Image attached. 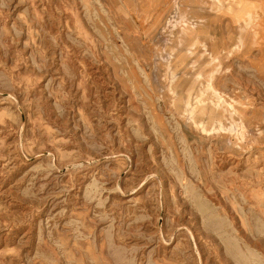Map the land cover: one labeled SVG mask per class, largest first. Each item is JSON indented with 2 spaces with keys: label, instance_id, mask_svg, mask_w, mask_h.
<instances>
[{
  "label": "rangeland",
  "instance_id": "1",
  "mask_svg": "<svg viewBox=\"0 0 264 264\" xmlns=\"http://www.w3.org/2000/svg\"><path fill=\"white\" fill-rule=\"evenodd\" d=\"M0 264H264V0H0Z\"/></svg>",
  "mask_w": 264,
  "mask_h": 264
},
{
  "label": "crops",
  "instance_id": "2",
  "mask_svg": "<svg viewBox=\"0 0 264 264\" xmlns=\"http://www.w3.org/2000/svg\"><path fill=\"white\" fill-rule=\"evenodd\" d=\"M106 10V9H105ZM106 13H107V11H106ZM179 43H177L179 46L178 47H172V48H170V52H169V61H168V63L171 61V59H173L175 56H176V63L177 62H179L180 61V67L182 66V63L184 62V59L185 58H188V57H190L191 55H193V54H195V51H196V48L197 49H199V50H201L202 52H203V50H204V52L206 51V46L205 45H202L200 42H195V44L193 43V45H191V46H188V50L186 51V54H185V56H184V53H185V51H184V49L182 48V47H184L185 46V42L183 41V39L180 37V38H178V40H177ZM187 46V45H186ZM180 49V50H179ZM234 49L235 50H237L238 49V43L237 44H235V47H234ZM180 52V55L179 54H177V53H179ZM176 53V54H175ZM229 55H230V53H229ZM217 61L219 62V63H221L222 62V57L220 56V57H218V59H217ZM168 63H167V65H168ZM166 65V66H167ZM222 65V64H221ZM208 86H210V87H215V84H214V78L212 77V78H210L209 80H208Z\"/></svg>",
  "mask_w": 264,
  "mask_h": 264
}]
</instances>
